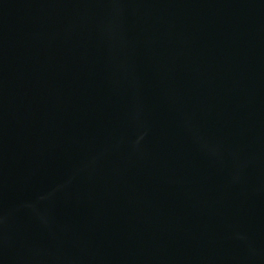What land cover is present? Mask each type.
<instances>
[{
    "label": "water",
    "instance_id": "1",
    "mask_svg": "<svg viewBox=\"0 0 264 264\" xmlns=\"http://www.w3.org/2000/svg\"><path fill=\"white\" fill-rule=\"evenodd\" d=\"M225 264H264V0H195Z\"/></svg>",
    "mask_w": 264,
    "mask_h": 264
}]
</instances>
